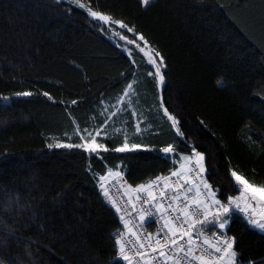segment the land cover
<instances>
[{
	"label": "trees",
	"instance_id": "obj_1",
	"mask_svg": "<svg viewBox=\"0 0 264 264\" xmlns=\"http://www.w3.org/2000/svg\"><path fill=\"white\" fill-rule=\"evenodd\" d=\"M80 2L143 35L164 58L165 83L159 93L144 55L126 54L71 0H0L2 264H128L111 237L118 215L99 187L109 170L136 186L173 171L195 147L218 199L239 193L232 170L264 184V0ZM99 125L108 151L54 146L78 144ZM126 137L131 148L114 151ZM170 144L175 153L165 155ZM226 233L241 264L264 262V232L238 211Z\"/></svg>",
	"mask_w": 264,
	"mask_h": 264
},
{
	"label": "snow or ice",
	"instance_id": "obj_2",
	"mask_svg": "<svg viewBox=\"0 0 264 264\" xmlns=\"http://www.w3.org/2000/svg\"><path fill=\"white\" fill-rule=\"evenodd\" d=\"M71 2L76 3L80 8H84L88 11V14L93 17L94 19H97L103 23H114L117 24L120 28L126 29L127 32L133 33L134 36H136L135 29L133 27H129L126 25L123 21L120 20H113L111 16L104 15L99 11H95L91 8L90 5H85L84 3H81L80 0H71ZM142 3L145 5H150L151 0H142ZM120 36V39L125 40L127 39L124 35L116 33ZM140 41H144L145 45H147V41H145V38L143 35H138L137 37ZM128 44H134L135 40L133 39H127ZM136 47L139 48V45L137 44ZM150 49V52L153 53L152 58L148 60V63L152 64L154 67V71H150L148 73L149 76H152L156 79L157 85L162 86L165 83V75L162 72V69L165 68V61L161 53L155 49H152L151 46H148ZM131 51V49H129ZM140 51L143 52L144 49L140 48ZM158 58V59H157ZM218 84L224 83V81H218ZM133 88V84L127 85L126 89L124 90V95H129V90ZM17 95L22 96H29L32 95L30 92H23L18 93ZM45 96H48L47 93H44ZM49 99H52L50 96ZM7 99V97H5ZM123 99V98H121ZM75 103V101H73ZM161 108L164 110V115L167 117L169 121H171V126L173 129L176 130L177 136L183 137V133L180 129V121L174 117L173 114H170L167 107L162 102L160 105ZM116 113H112L114 116ZM135 115V114H133ZM111 119V117H109ZM137 131H139V126L137 127ZM99 131H97V136L99 135ZM82 143L79 144H64V143H56L54 146L57 148H82L85 152H88L89 155L92 154H98V150L102 149L103 151H108L109 149L103 144L99 143L96 140V136H92L91 140L89 141L86 137L81 136ZM49 147H53V145L49 144ZM138 145L133 144L132 148H137ZM128 144H127V137L125 138V144L121 147H117L114 149L116 152H125L128 151ZM165 155L168 154H174L175 153V147L173 145H168L167 147L163 148L161 150ZM181 161L188 162L189 164L192 163V161H195V168L198 169L197 171V178L199 179L200 183L196 184L195 187L197 189L196 196L198 197L196 200H191V197L185 195L186 201H191L190 203H185L182 210H179L178 216L173 219L170 223L165 222V228L168 229V232L164 234L163 236V243H161V236L159 233L156 234L155 237L148 236V237H141L140 238V245L139 248L136 249L137 255H142L140 252V249L144 248V239L149 240V246H151V240L155 238L156 244L160 246V249H175L176 256H167V253L164 250L159 251V256L165 258L167 261L168 259H177V264H180V261L178 259V255L180 252H183L185 256L190 257L193 260H198L201 262V264H207L205 260V256L201 255L199 257L193 255V235L196 233L197 227L202 230V234H207L208 232L211 233V236L213 239H215L216 243H211L208 239L204 240V243L207 245L206 251L214 250L215 253H219L220 255H217L214 257V260L216 264H220V261H224L227 259L229 264H241L240 262V253L234 248V245L237 243V240L235 238L227 237L224 235L225 231L228 229L229 226V219L230 216L233 214L234 209H239V211L244 212L247 217V223L262 232H264V209H262L259 212V218H256L257 213L254 205L245 204V207L240 206V202L243 201H258L261 204H264V184L257 185L253 181L247 180L244 176L238 174L235 170L231 171V175L234 178L236 184L240 185L239 192L240 195L236 197H228L226 201H222L221 199L217 198V193L215 190H213L212 185L209 184L208 180L205 178L207 174V169L205 167L204 161H205V155L199 151L196 150L195 147L192 149V154L190 156H181ZM188 174H191L193 171L192 167H189L187 170ZM108 175H115L119 177L121 175L120 172L112 173L109 172ZM171 176L177 177V187L180 190L186 189L187 192H191L192 188L187 187L188 183H194L186 181L184 184H180L179 181L184 179V176L179 171H173L171 173ZM107 179V176L101 177V188L104 189V194L106 196L109 195L107 189L104 188V183ZM163 179L166 184V190L162 191L160 193L161 197H165L167 195V189L171 187L167 184L170 177H157L155 181H150L147 185H140L138 190L145 189L147 187H153L158 186L159 182ZM201 186L203 191H201ZM173 191H177V188H172ZM204 196V199H199L200 196ZM180 199V195L177 194L172 201L169 203V208H171L173 203L178 202ZM152 200H156V197L153 196ZM145 203L148 201L145 200ZM210 205V206H209ZM159 207V205H157ZM251 207L252 211L251 214H249L248 209ZM214 209V211H213ZM120 211V209H117ZM202 216V219H199L198 217ZM183 218V219H181ZM121 219L123 220L124 217L122 216ZM143 220L144 217H141ZM189 220L192 221V223H189ZM179 221V223L177 222ZM147 222V221H145ZM185 225L187 227L185 228ZM127 226V224H126ZM207 226V227H206ZM118 238L116 239V245L118 246V258L123 259L124 261L128 262V264H131V258L127 254L128 249L127 246L122 238V233L116 234ZM179 236V240H183L185 237H187V243L188 247L185 250L183 245L179 243V240L177 237ZM220 245H223V247H220ZM157 249H153V252H156ZM2 264V262H0ZM264 264V262H262Z\"/></svg>",
	"mask_w": 264,
	"mask_h": 264
},
{
	"label": "built area",
	"instance_id": "obj_3",
	"mask_svg": "<svg viewBox=\"0 0 264 264\" xmlns=\"http://www.w3.org/2000/svg\"><path fill=\"white\" fill-rule=\"evenodd\" d=\"M190 167L193 168V171L191 174H188L187 172L184 179L179 181L180 184H184L186 181H194V183L197 181L198 169L195 168V162L191 163ZM171 173L172 172H169L161 176V178L170 177L167 184L171 187L167 189V195L165 197L160 196V193L166 190V184L163 179H161L158 186L141 189L133 195L125 193L124 187H122L116 179H110L104 185V188L107 189L109 195L106 196L104 194V189L103 194L117 212L120 222V226L111 233V237L116 242V239L121 238L116 234L118 232L122 233V238L128 249L127 254L131 258V264H177L176 258L168 259L166 261L165 258L159 256L158 253L160 250H164L167 253V256L172 257H175L176 253L175 249H160V246L156 244L155 238L151 240V246H149V240L144 239L143 242L145 247L140 249L142 255H137L136 253V249H138L140 245L141 237H155L156 234L159 233L161 236V243H163V236L168 232V229L165 228V222L170 223L178 216L179 210L183 209L185 203L191 202L185 200V195L191 197V200H194V193L192 191L189 193L186 189L180 190L177 187L178 178L171 176ZM155 180L156 179L151 181ZM190 184L193 183H188L187 187H189ZM172 188H177V191H173ZM177 194L180 195L179 201L173 203L171 208H169L168 206L170 201H172ZM153 196L156 197V200H152ZM145 200L148 202L145 203ZM157 205H159V207ZM118 208L120 211L117 210ZM122 216L124 217L123 220L121 219ZM141 217H144V219L142 220ZM198 218L202 219L203 217L200 216ZM177 222L179 223V221ZM189 223H192V221L189 220ZM186 227L187 225H185V228ZM224 235L233 238L226 232ZM177 239L179 240V236ZM205 239H208L213 244L216 243L210 232L206 235L202 234V230L197 227L196 233L193 235V255L197 257L203 255L205 256L207 264H216L214 257L220 254L215 253L214 250L206 251L207 245L204 243ZM179 243L183 245L185 250L187 249V237L183 240H179ZM220 247H223V245H220ZM153 249H157V251L153 252ZM178 259L180 264H201L200 261L193 260L190 257L185 256L183 252L179 253Z\"/></svg>",
	"mask_w": 264,
	"mask_h": 264
},
{
	"label": "rangeland",
	"instance_id": "obj_4",
	"mask_svg": "<svg viewBox=\"0 0 264 264\" xmlns=\"http://www.w3.org/2000/svg\"><path fill=\"white\" fill-rule=\"evenodd\" d=\"M66 1H68V0H66ZM141 2H142V0H141ZM143 4V3H142ZM145 5V4H144ZM88 12V11H87ZM91 17V16H90ZM93 20H95V21H97V22H99V23H101V24H103V25H105L104 26V29H105V31H106V34H107V37L112 41V42H114L115 44H118L121 48H122V50L126 53V54H131V52H132V50H133V48H135V49H137L138 51H140V48H143L144 49V51L143 52H141L143 55H144V57L146 58V60L148 61L149 59H151L152 58V55H154L153 53H151L150 52V49H149V47H148V45H145V42L144 41H140L137 37H138V35L136 34V36H134V34L133 33H129V32H127V30L126 29H122V28H120L117 24L116 25H114V26H110L108 23L106 24V23H103V22H101V21H99V20H97V19H94L93 17H91ZM116 33H119V34H122V35H124L127 39H133V40H135V43L134 44H128L127 43V39H125V40H122V39H120V36L119 35H117ZM139 45V48L138 47H136V45ZM129 49H131V51H129ZM158 59V58H157ZM150 64V63H149ZM150 66H151V68H152V71H154V67H153V65L152 64H150ZM156 80V79H155ZM156 85H157V82H156ZM161 87L162 86H158L157 85V88H158V91H159V93H161ZM131 91H132V89H130L129 90V95H127V96H125L124 95V92L118 97V99H117V101H116V104H114V106H113V108H112V110L109 112V117H111V119L110 120H114V118H112L113 117V115H112V113H117L118 111H120V109H121V107H122V105L129 99V97H130V95H131ZM121 98H123V99H121ZM115 115H117V114H115ZM122 120H123V118H122ZM108 123V122H107ZM97 131H99V135L97 136ZM104 132H103V127H102V125H99V126H96V128L95 129H93V130H88V132H86L85 134H80V136H84V137H86L89 141L91 140V137L92 136H96V140H97V142H98V140H99V138L101 137V136H103V135H105V134H103ZM83 141L82 140H80V142L79 143H82ZM78 143V144H79ZM100 143V142H99ZM121 147V146H120ZM128 148H131L129 145H128ZM100 150V149H99ZM98 150V151H99ZM184 156H189L188 154H185ZM195 162V161H194ZM110 179H116V180H118V182L122 185V187H124V190H125V193H127L128 195H131V193H130V191L128 190V188L126 187V184H125V181H124V179H123V176H122V174L119 176V177H117V176H115V175H112L110 178L109 177H107V179L105 180V181H109ZM199 180V179H198ZM197 180V181H198ZM105 181H103V183H105ZM101 185V184H100ZM192 192L194 193V200H196V198H197V196H196V193L194 192V190L192 189ZM240 193V192H239ZM236 196H239V195H235V196H233V197H236ZM199 199H201V200H203L204 198H199ZM249 204V205H254L255 206V209H256V213H257V216H256V218H259V212H257L258 211V209L260 210V209H264V204H261V203H259L258 201H252V200H248L247 202L246 201H241L240 202V206L243 208V207H245V204ZM210 206V205H209ZM235 211H238L239 213H241L243 216H246V214L244 213V212H241V211H239V209H234ZM213 211H214V209H213ZM251 211H252V209H251V207H249V209H248V212H249V214H251ZM247 218V217H246Z\"/></svg>",
	"mask_w": 264,
	"mask_h": 264
},
{
	"label": "crops",
	"instance_id": "obj_5",
	"mask_svg": "<svg viewBox=\"0 0 264 264\" xmlns=\"http://www.w3.org/2000/svg\"><path fill=\"white\" fill-rule=\"evenodd\" d=\"M192 154V152L191 153H189L188 155L190 156ZM185 154H180L179 155V159H178V164H177V167L173 170V171H179L182 175H185L186 173H187V169L190 167V165L191 164H189L188 162H185V161H181L180 160V157L181 156H184ZM194 161H192V163H193ZM112 172V173H115V172H119L118 170H109L104 176H107V177H111L112 175H108L109 174V172ZM121 173V172H120ZM100 181H101V177H100ZM200 183V181L198 180L195 184H190L189 186L194 190V192L196 193V191H197V189H196V187H195V185L196 184H199ZM126 184V183H125ZM140 185H146V183H143V184H139V185H136V186H130V185H128V184H126V187L128 188V190L130 191V193L133 195V194H135L136 192H139V191H137L138 190V188H139V186ZM201 191H203V189H202V186H201ZM237 195H240V193H238ZM198 198V197H197ZM196 198V199H197ZM199 198H204V196L202 195V196H200ZM262 209H258V211L257 212H260ZM221 264H229V262L227 261V259H225L224 261H221Z\"/></svg>",
	"mask_w": 264,
	"mask_h": 264
}]
</instances>
